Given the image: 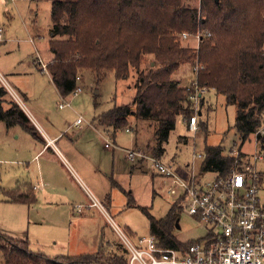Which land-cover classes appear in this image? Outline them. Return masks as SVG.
<instances>
[{
	"label": "trees",
	"instance_id": "1",
	"mask_svg": "<svg viewBox=\"0 0 264 264\" xmlns=\"http://www.w3.org/2000/svg\"><path fill=\"white\" fill-rule=\"evenodd\" d=\"M199 30L198 47L185 45L196 41ZM184 32L191 36L183 39ZM51 35L53 59L46 71L63 97L79 86L83 90L87 83L100 91L111 73L118 81L135 73L132 101L100 112L94 123L113 137L123 128L132 129L129 118L155 125L153 154L158 158L166 152L178 116L189 117L194 109L190 97L194 82L189 88L174 75L183 63L197 65L196 85L214 88L226 96L227 104L236 105L235 127L242 144L255 135L263 159L255 160L246 152H240V157L254 165L264 180L257 168L264 161V133L256 135L264 128V0H201L200 8L192 0H53ZM6 94L1 87L0 121L7 126L21 124L33 132L18 103L10 102L5 108ZM100 97L101 91L94 95L95 108L103 103ZM233 165L234 157L224 155L223 147H206L203 171L225 175ZM10 194L13 201L30 202L26 192ZM130 201L135 203L131 194ZM178 208L181 205L175 201L166 217L156 218L148 207H142L151 234L162 246L180 249L192 243L180 242L173 235ZM0 239L4 241L0 264H128L125 247L122 254L111 257H104L100 246L96 252L62 256L66 261H59L33 249L27 239L2 232Z\"/></svg>",
	"mask_w": 264,
	"mask_h": 264
},
{
	"label": "rangeland",
	"instance_id": "2",
	"mask_svg": "<svg viewBox=\"0 0 264 264\" xmlns=\"http://www.w3.org/2000/svg\"><path fill=\"white\" fill-rule=\"evenodd\" d=\"M52 2L53 0H0V27L4 30L0 41V70L35 116H40L39 111H45L62 126V131L66 132L69 139L76 140L81 150L91 151L89 158L78 154L77 162L70 157V164L86 186L96 193L115 222L132 239L149 237V219L142 207H148L149 212L156 218H164L178 197L168 191L169 178L158 172L153 173L146 158L132 161L126 150L142 149L146 154L154 156L155 125L151 126L147 122L138 124L135 118H129L128 124L133 126L132 131H127L126 128L119 130L116 143L112 135L98 134L100 130L91 127L92 121L100 112L132 101L136 75L132 71L128 80L118 81L115 74L111 73L101 86L100 98L103 103L98 108L94 106V95L100 91L92 90L88 83L78 95L71 93L65 97L58 96V89L49 73L37 63V58L46 64L52 58L49 51V42L52 39ZM192 4L200 8L201 0H192ZM196 41L186 42L185 45L198 47L199 43ZM174 78L185 86L193 84L196 75L192 64L183 63ZM3 84L0 79V88L4 87ZM10 96V93L5 96L8 103L14 101ZM63 99L70 101L71 106L60 108ZM193 108L189 117L178 116L176 129L172 131L166 144V152L159 157L175 174L188 177L190 172H195L203 183L214 179L216 172L202 170L207 146H221L223 154L228 156L240 152H262L254 142L255 135L242 144L235 127L237 107L235 104H227L224 94L214 88H205L198 103H193ZM195 114L198 118V130L194 132L188 129V122ZM80 115H83L85 122L80 128L69 129ZM5 125L4 121H0V149L8 137ZM20 128L16 126L22 133ZM136 131L140 141L138 146ZM102 135L108 136L113 144L112 149L104 147L105 137ZM11 141L18 142L17 139ZM19 142L23 143V138ZM194 153L198 156L195 157ZM0 160V232L16 239H27L33 249L59 261H66V258H61L62 254L74 256L84 252H96L101 244V253L106 255L104 257H111L115 253L122 254V242L99 211L90 213V220L86 221L78 213L72 215L71 209H56L47 204L11 200V188L17 183L23 184L27 181L30 173L27 163L8 162L3 154L0 155ZM59 164L61 162L58 161L55 166L60 168ZM257 168L264 175V161L259 162ZM84 169L89 176L84 175ZM63 177L65 184L74 192L83 190V185L76 179ZM130 193L135 203L130 201ZM77 201L87 202V194L78 196ZM178 215L180 228L176 226L173 229L177 240L191 243L207 236L206 223H200L181 208H178ZM41 216L44 220L40 219ZM104 239L110 240L112 244H103ZM3 243L0 239V244ZM126 258L128 260L127 256Z\"/></svg>",
	"mask_w": 264,
	"mask_h": 264
},
{
	"label": "built area",
	"instance_id": "3",
	"mask_svg": "<svg viewBox=\"0 0 264 264\" xmlns=\"http://www.w3.org/2000/svg\"><path fill=\"white\" fill-rule=\"evenodd\" d=\"M1 31V29H0ZM2 33H0V38ZM191 35L182 34L183 39ZM199 42L200 30L194 36ZM44 70L47 64L38 60ZM199 67L196 65L194 71ZM194 82L191 99L198 103L205 88ZM191 85L187 86L190 88ZM7 90L16 98L15 91L6 84ZM82 87H77L74 95H78ZM71 106V102L63 99L60 108ZM80 115L75 124L84 121ZM190 131L198 130L197 114L188 122ZM129 131V128H126ZM264 133V128L258 133ZM51 143L54 140H49ZM105 146L112 142L105 140ZM127 156L132 160L146 158L153 173L158 172L170 179L168 191L177 194L181 209L188 212L200 223L208 225L205 238L192 242L187 248H172L159 244L154 235L132 239L104 209L102 203L93 195L88 204H77L81 211L84 208H99L110 220L112 227L124 245L128 255V264H264V180L254 165L247 163L240 153H235L234 165L229 173L217 175L209 182L203 183L195 172L182 177L173 172L161 158L146 154L142 149H127ZM195 157L198 156L194 153ZM254 159H263L260 152L253 153ZM39 187V186H35Z\"/></svg>",
	"mask_w": 264,
	"mask_h": 264
},
{
	"label": "crops",
	"instance_id": "4",
	"mask_svg": "<svg viewBox=\"0 0 264 264\" xmlns=\"http://www.w3.org/2000/svg\"><path fill=\"white\" fill-rule=\"evenodd\" d=\"M0 29H1L0 33H2V36H3L4 30L1 27ZM50 36L52 37L51 34ZM1 38H0V41H1ZM37 59L39 60V58ZM52 59H53V55L49 63L52 61ZM40 60L42 61V59ZM35 62H36V59L34 58V63ZM0 79L4 83L2 86H4L6 90H7L6 84L12 87V84L9 83L6 76L2 73L1 70H0ZM12 89L15 91L18 98L13 96L8 90L7 91L12 96L10 97L16 103L19 104V106L23 109V111L26 113V115L30 119V125L31 127H33V132H30L21 124L7 126V124L5 123L8 137H6L5 139L3 148L0 149V155L1 154L6 155L8 162H11V163H16V161H19L18 164L27 163V167L30 173L27 175V181H25L23 184H19V183L15 184V186L11 188V191H15L18 193H24V192L28 193V195L30 196V202L28 204H31L34 202L35 204H47L49 206H54L56 209H59V208H62L64 210L71 209L72 215H74V213H78L81 216V219L86 220V221L90 220L89 219L90 213H95L99 211L102 215L106 217L108 223L112 227L110 220L107 218L106 214L101 209L95 208V207L94 208L88 207V208H84L83 210L79 211L76 208L77 204H88L90 202L89 195H93L94 197L98 199V201H100V203H102L101 200L96 195V193L90 187L86 186L81 176L71 166L70 164L71 162L69 160V158L71 157L75 162H77L76 160L78 158V154L86 158L87 157L89 158L91 157L89 156L91 155V151L87 149L81 150L80 145L77 144L76 140L72 138L69 139L66 132L62 131V126H60L59 123L53 120L51 116L45 111L43 112L39 111L38 114L40 116H35V114H33V112H31L25 106L23 100L17 94L16 90L13 87ZM23 94L28 98L25 92H23ZM58 94H59L58 96H62L59 91H58ZM5 104H8V106L5 108H9L10 104L8 102ZM75 122L69 126V129H73L75 127L80 128L81 125L85 121H83L80 125H76ZM16 126L21 127L20 129L22 130V133L18 129H16ZM91 127L94 130L99 129L100 131L99 132L97 131L98 134H106L108 136L110 135L107 132L102 131V128H99V126H96V124L94 123V120L91 123ZM129 131H132V130L130 129ZM102 136L105 137L103 142H105L106 139H109L108 136L107 137L104 135ZM21 138H23V143L19 142V139ZM113 138H114V142L116 143V136ZM13 139L14 140L17 139L18 142L13 143L11 141ZM49 140H54V142L51 143ZM139 142L140 141H139V136H138V144ZM136 143H137V137H136ZM104 147L106 149H112L113 144L111 147H106L104 144ZM58 161L61 162V164H59L60 168H57L55 166V164H58ZM133 169L136 170L135 168ZM82 172L84 173L85 176H89V173L85 171V169L82 170ZM63 176L76 179L81 184V186L83 185V190H79V193H76L73 190H71V188H69L65 184ZM35 186H39V187H35ZM83 194H87L88 201L87 202L84 201V203L83 202L77 203L78 202L77 197ZM105 199L109 201V198L106 197ZM102 205L104 209L106 210L107 214L111 216V214L108 212L107 208L104 206L103 203ZM42 217L43 216H41L40 219L44 220ZM112 229L114 230L113 227ZM104 241L105 243L103 244H106L107 242L110 245L112 244L110 240L104 239ZM62 256H65V254H62Z\"/></svg>",
	"mask_w": 264,
	"mask_h": 264
},
{
	"label": "water",
	"instance_id": "5",
	"mask_svg": "<svg viewBox=\"0 0 264 264\" xmlns=\"http://www.w3.org/2000/svg\"><path fill=\"white\" fill-rule=\"evenodd\" d=\"M218 1V0H215ZM177 227L180 228L179 220L177 221Z\"/></svg>",
	"mask_w": 264,
	"mask_h": 264
}]
</instances>
